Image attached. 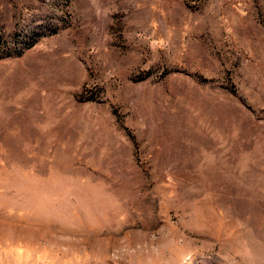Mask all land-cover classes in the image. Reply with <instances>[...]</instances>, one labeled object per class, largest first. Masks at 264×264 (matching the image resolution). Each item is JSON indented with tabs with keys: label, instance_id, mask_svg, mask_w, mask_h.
Masks as SVG:
<instances>
[{
	"label": "rangeland",
	"instance_id": "obj_1",
	"mask_svg": "<svg viewBox=\"0 0 264 264\" xmlns=\"http://www.w3.org/2000/svg\"><path fill=\"white\" fill-rule=\"evenodd\" d=\"M0 264H264V0H0Z\"/></svg>",
	"mask_w": 264,
	"mask_h": 264
}]
</instances>
